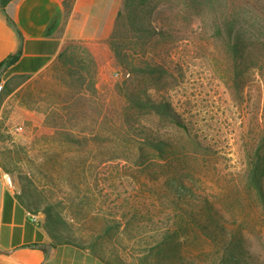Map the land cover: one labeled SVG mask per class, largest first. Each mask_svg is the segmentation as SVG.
<instances>
[{
  "label": "rangeland",
  "instance_id": "1",
  "mask_svg": "<svg viewBox=\"0 0 264 264\" xmlns=\"http://www.w3.org/2000/svg\"><path fill=\"white\" fill-rule=\"evenodd\" d=\"M188 4L165 3L150 34L136 11L143 25L118 49L109 36L69 42L43 72L0 80V162L19 200L51 206L105 260L264 264V199L245 178L248 151L264 150V0ZM117 53L166 71L124 68ZM127 89L169 101L189 134L130 109Z\"/></svg>",
  "mask_w": 264,
  "mask_h": 264
},
{
  "label": "crops",
  "instance_id": "2",
  "mask_svg": "<svg viewBox=\"0 0 264 264\" xmlns=\"http://www.w3.org/2000/svg\"><path fill=\"white\" fill-rule=\"evenodd\" d=\"M122 1L9 0L5 12L21 39L0 9V62L18 50L20 54L13 65L0 68V80L43 72L69 42L107 38ZM5 173L0 162V264H104L88 250L51 246L45 217L31 213L17 192L6 187ZM31 215L37 216L36 222Z\"/></svg>",
  "mask_w": 264,
  "mask_h": 264
},
{
  "label": "trees",
  "instance_id": "3",
  "mask_svg": "<svg viewBox=\"0 0 264 264\" xmlns=\"http://www.w3.org/2000/svg\"><path fill=\"white\" fill-rule=\"evenodd\" d=\"M9 0H0V9L6 16V19L10 26H12L15 30L16 27L13 23V21L7 16L5 12V6L8 3ZM150 2L154 0H149ZM190 5L196 6L197 8L201 9L202 5L207 4L209 0H187ZM170 2V0H157V2L151 7L146 10H144L145 7V0H123L122 6L119 9L112 32L109 36V40L112 41L113 46L115 49H118V41L119 39H123V36H121V33L127 32V30L134 25V22H137L140 25H143L142 21L140 20V15H138V12H142V10L147 12V14L150 17V21L148 24V30L149 34L152 32L154 33V30L157 26H162L165 24L163 17L158 15V11L164 6L165 3ZM66 8L68 7L67 2L65 3ZM189 5V4H188ZM189 5V6H190ZM191 6V7H192ZM159 16V17H158ZM155 23V25H153ZM233 23H228L226 25V32L228 36L230 37L233 33ZM158 35H162L163 31L161 27L158 28ZM18 37L21 39L20 33L16 30ZM157 34V33H155ZM73 43V42H70ZM20 50L16 52L15 54H12L5 58L3 61L0 62V68L2 67H8L13 65L19 57ZM118 59L122 62V65L124 68H130L133 71H143L147 75H153L155 73H159L161 71H166L163 67H161L158 64H150L145 63L143 67H138L135 64H133L131 61H128L127 57L121 53H117ZM76 73V72H75ZM75 73L72 75L74 80L82 81L83 77L78 76L75 77ZM77 74V73H76ZM4 88V87H3ZM9 89L6 87L5 92L7 93ZM125 99L127 104L129 105L130 109H143L147 110L148 112L152 113L153 115L159 117L162 120H166L171 122L173 125L176 126L177 129L182 130V132H185L187 134L188 131H186L184 127V123L181 121L180 116L177 114V112L172 108L169 101H167L164 98H155L150 95H148L146 92L142 91H134L132 89H127L125 92ZM145 141L147 144L151 145L154 149H157L161 152L164 151L167 147H169V144L167 141L162 139L158 136L153 135H146ZM194 142V141H193ZM195 144H197L195 142ZM264 175V150L263 145H258L255 148H252L247 153V167L245 172V178L246 182L249 187L256 193L258 198L260 200L264 199V190L262 186V176ZM21 203L31 212V213H39L42 212L45 215V221H44V228L49 233V235L52 238V245H72L79 247L81 249H89L94 256L99 258L102 263L104 264H119L115 260H105L104 256L97 250L93 245L87 244L85 240H75L71 236L64 234V224H66L62 218H60L59 214L49 205L47 206H41L38 202L36 204L31 203L29 201L20 200ZM39 204V205H37ZM215 238V237H214ZM232 244H236L235 241L232 240ZM229 245H225L224 253L225 255H231V258H234V254L230 252ZM44 253L47 254V251L45 248H43ZM218 264V263H217ZM219 264H224L219 263Z\"/></svg>",
  "mask_w": 264,
  "mask_h": 264
},
{
  "label": "built area",
  "instance_id": "4",
  "mask_svg": "<svg viewBox=\"0 0 264 264\" xmlns=\"http://www.w3.org/2000/svg\"><path fill=\"white\" fill-rule=\"evenodd\" d=\"M3 89V82L0 81V91ZM4 182L6 184V187L12 191H16V187L12 181L11 176L8 173L4 174ZM31 218L33 221H37V216L36 215H31Z\"/></svg>",
  "mask_w": 264,
  "mask_h": 264
}]
</instances>
